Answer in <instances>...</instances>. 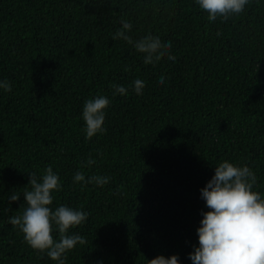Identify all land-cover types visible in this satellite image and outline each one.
Instances as JSON below:
<instances>
[{
  "label": "trees",
  "instance_id": "trees-1",
  "mask_svg": "<svg viewBox=\"0 0 264 264\" xmlns=\"http://www.w3.org/2000/svg\"><path fill=\"white\" fill-rule=\"evenodd\" d=\"M121 20L133 40L151 30L171 41L175 60L145 61L113 40ZM0 79L12 85L0 89V264H57L9 223L26 207L29 173L49 165L63 186L51 207L88 213L69 230L85 243L66 264L98 255L148 264L159 254L192 264L208 210L200 189L224 159L251 167L264 194V0L214 22L195 0H0ZM97 94L110 99L106 131L87 139L82 109ZM76 171L110 181L74 183ZM13 192L20 198L9 206Z\"/></svg>",
  "mask_w": 264,
  "mask_h": 264
},
{
  "label": "clouds",
  "instance_id": "clouds-1",
  "mask_svg": "<svg viewBox=\"0 0 264 264\" xmlns=\"http://www.w3.org/2000/svg\"><path fill=\"white\" fill-rule=\"evenodd\" d=\"M201 10L207 12L209 22L218 18L227 20L243 13L250 0H195ZM121 27L112 39H122L134 49L142 52L145 61L158 60L166 55L169 60L175 57L168 51L171 41L162 40L159 33L145 31L133 40L129 35L133 28L131 22L121 20ZM166 76L161 74L158 83L164 84ZM145 80L137 75L131 81L135 91H142ZM113 95H125L123 85L112 84ZM12 85L7 79H0V89L11 91ZM110 99L101 94L84 102L82 119L87 139L98 133H104L106 108ZM87 166L96 163L93 157L86 160ZM30 190L23 192L26 207L22 213L9 217V223L19 227L24 241L33 249L46 253L57 264H66L67 253L85 239L78 233H69L70 228L81 225L88 219L87 211L61 204L53 209V193L62 189L60 177L49 165L42 175L29 173ZM110 181L109 176L92 175L86 177L82 171L73 175L74 183L94 184L103 187ZM257 175L247 165H237L224 159L215 165L214 174L200 189L207 211L202 210V219L197 228L198 245L188 255L192 264H264V194L254 190ZM116 185L114 191L120 190ZM20 194L9 195L11 202L17 201ZM58 233L59 238H54ZM91 264H104L102 256H97ZM148 264H181L178 254L165 256L159 254L148 260Z\"/></svg>",
  "mask_w": 264,
  "mask_h": 264
}]
</instances>
